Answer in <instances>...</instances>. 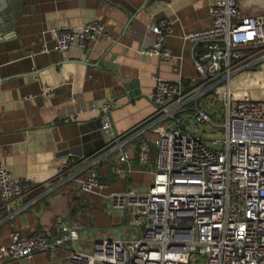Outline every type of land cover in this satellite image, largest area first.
Masks as SVG:
<instances>
[{
  "label": "built area",
  "instance_id": "obj_1",
  "mask_svg": "<svg viewBox=\"0 0 264 264\" xmlns=\"http://www.w3.org/2000/svg\"><path fill=\"white\" fill-rule=\"evenodd\" d=\"M159 1L170 6L169 0ZM208 11L210 26L184 35L193 46H201L191 55L197 75L187 81L153 75L154 113L126 133H117L110 117L119 105L116 98L91 103L89 110L97 113L106 144L89 155L57 157L55 175L40 191L71 182L82 193L102 189L99 162L118 151L117 162L130 170L123 146L136 142L138 167L152 164V180L145 191L127 187L106 195L108 209L123 211L125 226L119 236L95 240L91 251L80 250V224L58 215L53 237L12 230L8 244L0 245V261L64 248L65 264H264V99L253 94L256 86L249 82L263 72L259 67L264 66V15L242 14L237 0H210ZM172 24L168 19L152 23L153 39L140 54L171 60L164 39ZM53 36L52 49L57 52L112 40L97 20L56 29ZM43 94L54 92L44 85ZM212 114L221 121H213ZM186 117L210 124L209 131L221 130L223 138L206 142L187 130ZM166 120L171 124L164 127ZM69 121L55 117L58 124ZM150 144L156 148L153 161ZM42 186L12 177L0 161L1 207L9 220L35 202L40 193L30 195ZM130 229L136 230L134 236Z\"/></svg>",
  "mask_w": 264,
  "mask_h": 264
},
{
  "label": "crops",
  "instance_id": "obj_2",
  "mask_svg": "<svg viewBox=\"0 0 264 264\" xmlns=\"http://www.w3.org/2000/svg\"><path fill=\"white\" fill-rule=\"evenodd\" d=\"M3 1L0 161L12 177H26L31 184L43 185L30 196L40 193L52 180L57 157L72 152L79 157L89 155L106 144L98 128L97 113L89 110L91 103L116 98L119 105L111 110L110 117L116 132L126 133L154 113L150 99L153 75L170 81L179 77L187 81L196 76L191 55L201 46H193L184 35L211 24L210 0H169V7L159 0ZM237 5L242 14L264 15V0H237ZM161 19L173 23L171 34L164 39V46L173 56L168 61L140 54V49L153 39L150 25ZM92 20L101 22L112 40L91 42L85 49H52L56 29L75 28ZM43 47L48 51L43 52ZM44 85L53 89L52 96L43 94ZM56 115L70 121L58 124ZM136 146L134 141L123 146L129 155L128 171L126 163L117 162L118 151L104 156L97 171L105 186L96 192L82 193L75 182L63 184L54 191L38 194L34 203L10 220L0 198V245L8 244L12 230L53 237L54 218L61 215L65 221L80 224L77 248L90 249L98 240L87 228L92 220L100 217L113 225V213L102 216L94 209L105 205L106 195L127 187L145 191L151 183L152 164L139 169ZM150 156L153 161L151 147ZM142 181L147 184L144 186ZM106 211L113 212L108 208ZM66 256L67 251L59 248L30 258L3 259L0 264H65Z\"/></svg>",
  "mask_w": 264,
  "mask_h": 264
},
{
  "label": "rangeland",
  "instance_id": "obj_3",
  "mask_svg": "<svg viewBox=\"0 0 264 264\" xmlns=\"http://www.w3.org/2000/svg\"><path fill=\"white\" fill-rule=\"evenodd\" d=\"M254 70V67L252 68ZM249 82L256 86V89L254 91V95L263 98L264 99V74L256 73L252 78H250ZM217 107L220 108V106L217 105ZM218 108V109H219ZM221 109V108H220ZM210 113H212V110H210ZM214 113V112H213ZM212 119L215 122L221 121V117H215L214 114H212ZM183 121L185 122L187 126V130L189 132H193L202 139H204L206 142L210 143L212 140H220L223 138V133L221 130L215 129L214 131H209L212 126L208 123H196L192 119H189L188 117L184 118ZM171 121L166 120L165 123H162L164 127L170 126ZM196 128V131L194 130ZM142 180H145L142 179ZM144 183V186L147 184L145 181H142ZM97 212L100 213L102 216L111 215L113 213V225L104 222L103 219L95 218L92 220L90 225L87 227L90 229V232L94 234L96 237L95 239H105L110 237H117L120 234V227L125 226L124 224V217H123V211L122 210H113V212L106 211L107 208H105V205L103 206H97L94 208ZM90 210V209H89ZM109 224V225H108ZM126 228H124L125 230ZM132 236L135 235L136 230L130 229ZM94 239V240H95ZM87 251H91V248L87 249Z\"/></svg>",
  "mask_w": 264,
  "mask_h": 264
},
{
  "label": "water",
  "instance_id": "obj_4",
  "mask_svg": "<svg viewBox=\"0 0 264 264\" xmlns=\"http://www.w3.org/2000/svg\"><path fill=\"white\" fill-rule=\"evenodd\" d=\"M5 1H3V0H1L0 1V6L1 7H3L4 6V3ZM2 35H1V33H0V38H2L1 37ZM4 36V35H3ZM259 69L260 70H263V72H264V66L261 68V67H259ZM131 88H133V85H131ZM138 95H139V93H138ZM131 96H133V93H131ZM98 121H99V126H98V128H100V125H101V123H100V119L98 118ZM180 127L182 128V129H184V127H183V125H180ZM102 148V147H101ZM73 154H75L74 152H72ZM121 228V227H120Z\"/></svg>",
  "mask_w": 264,
  "mask_h": 264
},
{
  "label": "trees",
  "instance_id": "obj_5",
  "mask_svg": "<svg viewBox=\"0 0 264 264\" xmlns=\"http://www.w3.org/2000/svg\"><path fill=\"white\" fill-rule=\"evenodd\" d=\"M150 147H151V154H152V156L155 157V155H156V148L152 144H150ZM154 157H152V158H154Z\"/></svg>",
  "mask_w": 264,
  "mask_h": 264
}]
</instances>
